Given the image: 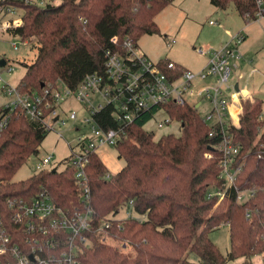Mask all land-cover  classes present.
<instances>
[{
    "label": "trees",
    "instance_id": "16d2710c",
    "mask_svg": "<svg viewBox=\"0 0 264 264\" xmlns=\"http://www.w3.org/2000/svg\"><path fill=\"white\" fill-rule=\"evenodd\" d=\"M48 7L29 5L21 0L10 3L23 12V25L10 32L37 47L38 55L24 62L25 74L18 91L43 94L58 84L71 91L88 75L103 73L106 53L120 47L126 38L137 46L142 37L161 35L156 16L174 0H59ZM219 10L234 5L245 22L256 21V4L252 0H211ZM117 39L114 43L113 40ZM166 60L167 65L170 60ZM163 64V63H162ZM187 69L173 70L175 77ZM241 127L231 132L243 145L246 156L243 171L237 177L240 190H256V197L241 204L237 192L219 198L209 197L215 188L224 190L219 179L222 152L218 145L223 128L203 121L195 106L163 105L140 115L127 129L125 140L115 146L125 166L110 174L96 151H87L84 167L90 186V201L96 225L114 221L113 239L121 246L100 243L94 234L92 244L84 247L83 264H227L243 258L242 264H253L264 254V133L260 137L259 116L264 105L258 101L244 103ZM173 121L182 123L179 136L163 135L145 129V123L159 110ZM114 109L102 108L94 121L106 130L116 128ZM51 111H46L48 119ZM8 128L0 134V218L13 234L12 246L29 249L23 228L12 218L8 199L32 202L46 192L57 208L67 209L80 203V186L75 168L62 172H41L23 182H14L17 172L33 156L51 131L41 120L33 121L24 112L11 115ZM213 133V136L210 134ZM259 138V140H258ZM258 140V143H256ZM263 145V146H262ZM68 158L65 164L68 163ZM148 219L116 218L130 207ZM247 211L253 212L251 220ZM0 219V220H1ZM115 219V220H114ZM223 225L230 228L231 251L227 256L210 238ZM120 226V228H119ZM15 264L10 247L0 264Z\"/></svg>",
    "mask_w": 264,
    "mask_h": 264
},
{
    "label": "built area",
    "instance_id": "2783aa9c",
    "mask_svg": "<svg viewBox=\"0 0 264 264\" xmlns=\"http://www.w3.org/2000/svg\"><path fill=\"white\" fill-rule=\"evenodd\" d=\"M10 1L13 0H0V45L6 36L28 45L20 37L10 34L23 25L22 10L12 5ZM21 1L43 8L56 2V0ZM252 1L257 8L256 21L264 19V0ZM209 24L216 26L218 22L211 21ZM244 40V36H235V46L232 49L224 46L213 51L208 64L201 71L193 72L187 69L183 75L175 77L173 70L178 65L176 62L170 61L167 65H164L166 61L164 59L154 62L142 48H139V45L126 38L120 47L116 45L115 50L110 49L106 53L103 73L86 76L75 91H71L67 86L61 89L60 83L44 90L42 95L22 94L18 91V85L13 87L5 82L2 71L6 70L7 73L13 74L15 68L8 65L6 54L0 56V61L5 60L4 66L0 65V96L11 99L0 104V134L8 128L14 112L22 111L29 119L41 120L50 129L49 125L52 122H61L63 126L66 124L61 121L58 109L70 98L81 104H89L87 107L89 116L81 120V126L77 129L78 143L70 148V160L67 164L64 163L63 170H58L53 163V157L50 156L40 159L36 165L37 174L53 172V170L62 172L68 166H73L76 171V183L81 189L80 203L77 206L60 209L46 192L39 194V197L32 202L24 199H8L6 203L12 211V218L23 228V233L26 234L25 243L30 245V248L24 250L20 246H12L14 236L0 218V257L8 256L11 247L15 264H83L80 256L84 252V247L92 244L90 234H94L100 243L108 244L114 240L111 235L115 227L114 221L101 220L97 225L95 223L90 201V186L84 169L88 163L86 154L87 151L97 152L101 147H115L125 140L128 127L140 115L158 106L191 105L200 110L201 101H209L212 106L211 112L202 119L211 127L221 125L223 128L217 149L222 152L219 179L226 183L224 190L214 188L209 197L219 198L217 205H220L225 196L233 191L237 192L241 204L249 203L255 198L256 190H240L237 186V177L245 167L246 156L242 143L231 132L234 128L241 127L244 103L250 100L255 104L258 101L252 93L241 89L240 83L233 78L234 68L238 67L235 61L240 59V44ZM113 42L116 43L117 39L115 38ZM175 43L176 39L168 38L169 47ZM12 47L17 51V43L12 44ZM203 53L200 51V54ZM198 98L200 101L197 100ZM106 107L114 109L112 118L117 127L111 130L96 124L93 119L98 110ZM46 111H51L48 119L45 118ZM70 120H79L78 114H71ZM258 120L260 122L258 135L261 137L264 133V109ZM173 121L168 116L166 120L158 122V126L162 128L172 124ZM83 127L86 130H83ZM182 127L183 125L181 129ZM213 133L212 131L210 136H213ZM59 136L62 137V134ZM262 150L259 158H264V149ZM129 206L125 211L132 209L136 213L133 203ZM247 212V218L251 220L253 212ZM130 218L143 222L148 216L137 214V216L129 215L124 219Z\"/></svg>",
    "mask_w": 264,
    "mask_h": 264
},
{
    "label": "rangeland",
    "instance_id": "374dc122",
    "mask_svg": "<svg viewBox=\"0 0 264 264\" xmlns=\"http://www.w3.org/2000/svg\"><path fill=\"white\" fill-rule=\"evenodd\" d=\"M56 0V4L59 3ZM161 35H146L139 41V46L153 60L168 59L179 63L185 69L193 72H199L207 64V57H210L213 51L229 46L231 49L234 45V37L241 35L245 40L240 44V59L235 63L238 65L234 68L233 78L240 83L241 89L246 90L254 95V98L264 103V19L245 22L240 14L237 13L235 6L231 4L227 10H219L215 8L211 0H174L170 6L166 7L156 16ZM218 22L216 26H210V22ZM176 39V43L168 46V40ZM22 44L20 40L7 37L0 45V56L8 58L9 66L15 68L13 74H9L6 70L2 71L3 80L11 86L16 87L20 83V78L25 74L24 62L31 63L38 55L37 47L29 41ZM17 43L18 49L15 51L12 44ZM203 51V54H200ZM64 89V85H60ZM9 97L0 96V104L10 101ZM99 100V99H98ZM200 101V99H197ZM250 101V100H249ZM248 101V102H249ZM257 101V102H258ZM202 107L199 110L201 117L211 112V104L207 100H202ZM256 102V103H257ZM196 105L197 103H192ZM89 104L79 103L74 98H70L66 103L62 104L58 109L61 121L66 124L63 126L61 122L50 123L48 136L39 148L37 156H33L28 162L22 166L14 177V182H23L33 175L37 174L36 165L39 160L47 156L53 157V163L61 171L64 163L70 157L71 147H75L78 143L77 137L79 133L77 129L81 126V120L88 117L87 110ZM77 113L79 120H70V115ZM168 116L164 110H159L154 117L145 123V129L155 132L156 140L163 135L181 134V124L173 121L172 124L159 128L158 122L166 120ZM87 129V126L84 125ZM83 127V130H86ZM62 134V137L59 135ZM103 164L114 175L125 166L124 160L119 158L115 147H101L97 151ZM219 207L215 205V208ZM129 215L137 216L132 209L129 211L122 210L117 218H126ZM213 243L217 245L222 255L227 256L231 251L230 228L223 225L219 230L214 231L210 235ZM119 240H114L110 244L120 245ZM124 243V241L122 242ZM244 259L238 261H230L227 264H242ZM253 264H264V255L256 256Z\"/></svg>",
    "mask_w": 264,
    "mask_h": 264
},
{
    "label": "crops",
    "instance_id": "0c3cea01",
    "mask_svg": "<svg viewBox=\"0 0 264 264\" xmlns=\"http://www.w3.org/2000/svg\"><path fill=\"white\" fill-rule=\"evenodd\" d=\"M210 26H211V25H210ZM165 37H166L165 39L168 40V38H169L170 36L167 35V36H165ZM139 48H140V46H139ZM142 50H143V49H142ZM143 51H144V50H143ZM144 52H145V51H144ZM145 53H146V52H145ZM146 54H147V53H146ZM147 56H148L152 61H154V62L163 59V58H161V59H157V60L155 61V60H153L148 54H147ZM209 58H210V57H207V58H206L207 61L209 60ZM170 61H171V60H170ZM172 61H173V60H172ZM172 61H171V62H172ZM173 62H174V61H173ZM208 62H209V61H208ZM208 62H207V64H208ZM176 63H177V62H176ZM177 64H179V63H177ZM207 64H206V65H207ZM179 65H180V64H179ZM206 65H205V66H206ZM205 66H204V67H205ZM204 67H202V69H203ZM188 70H189V69H188ZM200 71H201V70H200Z\"/></svg>",
    "mask_w": 264,
    "mask_h": 264
},
{
    "label": "water",
    "instance_id": "95a60500",
    "mask_svg": "<svg viewBox=\"0 0 264 264\" xmlns=\"http://www.w3.org/2000/svg\"><path fill=\"white\" fill-rule=\"evenodd\" d=\"M4 64H5V60H4V61L1 60V61H0V65H1V66H4ZM53 172H55V170H53ZM32 260H33V259H32Z\"/></svg>",
    "mask_w": 264,
    "mask_h": 264
}]
</instances>
